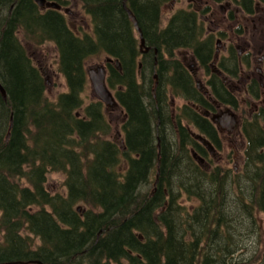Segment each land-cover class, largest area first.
I'll return each instance as SVG.
<instances>
[{
  "label": "trees",
  "instance_id": "obj_1",
  "mask_svg": "<svg viewBox=\"0 0 264 264\" xmlns=\"http://www.w3.org/2000/svg\"><path fill=\"white\" fill-rule=\"evenodd\" d=\"M76 1L90 18L89 30H74L62 11L35 0H0L6 92L4 99L0 91V264H264V228L257 221L264 214V103L241 124L247 141L242 170L229 169L228 177L202 169L188 124L205 121L190 109V103L205 108L204 97L188 72L177 65L181 70L170 74L163 60L176 57L171 48H182L207 67L215 59L212 39L199 38L194 15L181 11L163 27L167 0H126L145 42L159 49L156 85L125 0ZM247 1L250 12L253 0ZM45 43L54 44L67 85L56 101L26 47ZM237 53L232 47L220 60L232 78L241 71ZM103 54L122 68L105 63L124 118L120 142L118 134L110 137L105 104L82 96L88 59ZM249 77L250 96L263 101L264 73ZM214 78L212 95L243 111ZM178 97L185 103L172 116ZM50 173L64 175L62 191L49 188ZM250 243L257 249L249 251Z\"/></svg>",
  "mask_w": 264,
  "mask_h": 264
},
{
  "label": "flooded vegetation",
  "instance_id": "obj_2",
  "mask_svg": "<svg viewBox=\"0 0 264 264\" xmlns=\"http://www.w3.org/2000/svg\"><path fill=\"white\" fill-rule=\"evenodd\" d=\"M169 2L171 3L173 7L177 6L176 10L173 12L172 15L180 11L182 14L188 13V14H192V16L194 15L195 17L194 19L196 23L195 31H197V36L199 38H202L205 40L206 38H211L213 41L212 45H215V47L216 45L219 44L218 41L221 40L219 42L221 45H223L222 46L223 53L218 54L219 53L218 48H216L215 59L212 60L207 65V67L201 64L198 56H195L194 54H192L190 50H186L182 48H171L172 55L175 54L176 57L173 56L172 59L165 57L163 62H165L164 64L165 66H169L170 74H172L176 69L177 71L181 70L177 68V65H179L180 68H182L180 72H184V73L188 72V75L192 77L195 88L204 97L203 103L205 105V108L201 107L199 103L198 104L190 103V109H192L193 111H196V113H199V115H201V117L204 118L205 121L203 123L199 121L197 126H194V125L191 126L188 124V128L190 129L194 138H195V135L204 136L205 139H207L211 143L213 148L210 149L209 147H207L206 145H204L203 143L197 140V142L199 143V150H197L198 157L199 156L202 157L204 159V162L199 163L197 159L195 160L202 167V169H205L206 171L220 169V172L218 173L220 174V176H223V175L228 176L227 174H224V173L226 172L230 173V170H229L230 168L227 167L228 168L227 171L224 172V170H221L220 167L212 165L209 159H211V157H214L220 153V150H222L225 141H228L229 143H231V145H233V149L231 150L234 155H236L237 152L240 154L245 153V149L247 147V141L243 133L242 125H241L243 123V119H241L239 116H237V114L234 113L235 110L233 109L232 106H230L226 102L227 99L222 101L218 98H215L212 95L211 89L213 87L214 88L216 87V81H214L215 80L214 77H218L224 84L225 89L223 90L225 91V93L229 96L231 95L235 96L237 99L238 105L241 106V103H244V101L245 102L249 101L251 103L252 109H250V112H249L250 114H253L255 112L257 113V111L260 110L259 107L263 106L262 103H264V99H262L263 101H254L252 97L250 96L249 90L247 88L250 82L249 76H251L252 71H255L256 73H260V74L264 73V45H260V46L255 45L256 43L254 39L256 35L254 34V32H252L250 41L257 48L260 47V52H259L260 57L257 56V53L253 52L255 51L256 48L253 47V45L251 46L248 45L246 41H244L243 44L248 46V50L243 52L242 54L241 51L239 52L240 49L238 45L236 44L234 45L233 44L234 42L231 41L230 39L231 35L229 34L236 31L237 32L236 36L238 38L246 36V34H248V29H246L247 26L241 25V20L243 22L244 20L248 21L251 17H257L260 21H262L261 8H262V5L264 6V3L260 2V0H253L251 4L252 10L248 12L246 9V4L248 2L247 0H184L181 2H178V0H167L166 3H169ZM166 3L163 5L162 8H164ZM216 6L217 7L220 6L222 8L221 11L227 15V18H228L227 20L225 17L221 15V11L218 13V11L216 10ZM62 9H64L65 13H71V11L66 6H63ZM163 13L164 12L162 9L161 14L163 15ZM236 13H238L237 16H235ZM217 16L221 18L220 24H223V25L218 24L214 26V24H217V23L214 21L213 18ZM226 21H227V24L224 25ZM229 22L232 23L233 26H231ZM168 23H169V20L164 27H166ZM149 44L147 42L145 43V47H144L145 53H142V52L141 53L142 55L144 54L148 55L149 62L151 63V66H152V70L150 71L154 72V77L156 75L157 77H159L157 72L163 66L162 61L160 62L159 58L156 57L159 49L156 47V45H149ZM165 44L166 43H164L163 45ZM163 45H161V47ZM188 45H193V44H188ZM232 47H235L237 49L238 51L237 54L239 55L240 60L242 62L240 65L241 67L240 75L237 78H232L230 75L227 74L225 70H223L225 67L222 68L219 66L222 63L220 62L221 57L222 56L227 57L228 55H230L228 53H230ZM151 55L153 56L150 57ZM247 55H249L248 57H250V60L252 62L253 70L250 71V75L248 72V67H249L248 61L249 60L247 61L245 59L243 61V57ZM257 58L260 60V62L254 65L255 60ZM169 63L170 64L172 63V65L170 66ZM228 65L229 64L227 63L225 66L228 67ZM240 81L244 82L242 84V90H243V94L247 97L246 99H243V98L241 99L236 94L237 92L239 93L240 91L236 89L237 86H234V82H240ZM263 93H264V90H263ZM176 99L177 98H172V101H173L172 104L174 105L171 108L172 116L176 114L177 111L181 109V107L185 103V100L181 98L182 100H184V103H182L181 106H178L175 104ZM114 109L119 110L120 109L119 105L116 106V108ZM243 111L245 112L246 109L244 108ZM225 112H230L232 114L233 113L235 114L236 124L233 125L231 130H228V128H224L223 126H221L220 124L214 121L215 116H220L224 118L225 116H221V115H223V113ZM123 120L124 118L121 119V124ZM225 132H226V135H225ZM120 134L121 133H118L119 137L122 136ZM242 168H243V165L239 170H236V164H235L232 167V170H234V172H240Z\"/></svg>",
  "mask_w": 264,
  "mask_h": 264
},
{
  "label": "rangeland",
  "instance_id": "obj_3",
  "mask_svg": "<svg viewBox=\"0 0 264 264\" xmlns=\"http://www.w3.org/2000/svg\"><path fill=\"white\" fill-rule=\"evenodd\" d=\"M184 0H178V2H181ZM69 5H66V7L71 11V13H65L64 11H62V13H64L67 16V19L69 21V25L74 29V30H89L92 27L90 18L84 13L81 12L82 9L80 8V5L78 4V2L76 0H70ZM177 6H172L171 3H166V5L164 6L163 9V15H162V26L164 27L166 25V23L168 22L170 16L173 14V12L176 10ZM221 7L220 6H216V10L218 11V13L221 11ZM64 10V9H63ZM221 15L223 17L227 18V15L221 11ZM238 13L235 14V16H237ZM218 17V16H217ZM214 17V21L217 24H214V26L220 24V17ZM261 17H262V21H260L257 17H251L248 21L244 20L242 22L241 20V25H245L247 26L246 29H248V34H246V36L243 37H237L236 34L237 32L234 31L233 33L229 34L230 39L232 42H234L233 44L238 45L239 47V52L241 51L242 54L243 52L248 50V46L244 45L243 42L246 41L248 43V45H253L251 43V34L252 32H254V34L256 35L254 41H255V45H264V6L262 5L261 8ZM231 20V19H230ZM259 20V22H258ZM230 23V22H229ZM227 24V21L224 23V25ZM231 26H233L232 23H230ZM223 25V24H220ZM86 28V29H85ZM253 29V30H252ZM242 30V29H241ZM137 34V33H135ZM137 38L139 39V35L137 34ZM221 41V40H219ZM218 41V43L220 44V42ZM140 44V41H139ZM216 45V48H218V54H222L223 53V45ZM27 45V44H26ZM29 45V44H28ZM27 50L29 52V54L31 55V57L33 58V62H35L43 71V74L46 75L47 80H48V88H47V95L50 98V100L52 101H56L57 100V96L62 93L65 92L67 90V85H65V77L63 76L62 73H59L58 70V65H57V53H56V49L53 43H45L43 45H29L26 46ZM253 47H255L256 49V53L257 56L260 57L258 51V48L256 46L253 45ZM106 56L103 54L100 57H93L89 60L88 63V67L87 70L93 67H96L98 65H104L105 64V59ZM258 62H260V60L257 58L255 60L254 65H256ZM254 68V67H253ZM158 79L157 75L155 76V80L156 81ZM89 80V79H88ZM157 82V81H156ZM91 81H88V85L86 87L85 92L83 93V97L85 99V102L88 103L92 100H96L98 99V97L95 95L93 89H92V85L90 84ZM244 82H234V86H237V90H239L240 92L236 93L241 99H246L247 97L243 94V90H242V84ZM175 104L178 106H181L182 103H184V100H182L181 98H177L175 100ZM241 105L245 106V113L241 110L240 112L238 111H234L235 114H237V116H239L241 119H247L250 118L253 114H250V107H249V101H244V103H241ZM264 105V104H263ZM105 110L108 111L107 116L108 119L110 120L111 124H112V134L110 135L111 138H115L116 134L118 133H122V128H121V119H122V114H120V111L118 109H110L105 107ZM232 111V112H233ZM230 112H225L223 113V115L221 116H226L229 115ZM240 120V119H239ZM236 124V123H235ZM121 135V134H120ZM226 135V132H225ZM118 142H120L121 137H119ZM240 148V147H239ZM233 149V145H231V143H229L228 141L224 142V146L222 148V150H220V153L217 154L214 157H211L210 163H212V165L218 166L221 168V170H227L228 168L232 169V167L236 164V170H239L242 165H243V160H245V154H240L237 152L236 155H234L232 153ZM222 158V159H221ZM208 160V162H209ZM228 167V168H227ZM64 175L62 173H50L49 174V182H48V186L49 188L52 190V192L54 191H62V183L64 180ZM231 182V180H230ZM232 206H234V204H232ZM82 209V206H81ZM81 209H79L81 211ZM262 226V228H264V214L261 213L258 215V220ZM238 227H236L235 230L238 231ZM242 230V229H240ZM246 233V231L244 232ZM249 235V234H248ZM245 235L247 239H252L250 236ZM252 236V234H250ZM253 240V239H252ZM264 240V235L262 234V236L260 237V242H263ZM255 241V239H254ZM255 243L257 244V242L255 241ZM256 244H248L249 245V251L251 249L254 250L257 249V245ZM261 248V246H260ZM263 254V251H261Z\"/></svg>",
  "mask_w": 264,
  "mask_h": 264
},
{
  "label": "water",
  "instance_id": "obj_4",
  "mask_svg": "<svg viewBox=\"0 0 264 264\" xmlns=\"http://www.w3.org/2000/svg\"><path fill=\"white\" fill-rule=\"evenodd\" d=\"M41 7L46 6L47 8H60V5H58L56 2H46L47 0H35ZM124 10H126L129 18L133 22L135 30L137 31V34L139 35V40H140V49L142 53H145L144 47H145V38L142 32V29L139 26V23L137 22V18L135 14L133 13V10H130V8L126 4V0L124 2ZM108 62L111 61V59H107ZM116 65L118 66V69L121 70V66L118 60H116ZM89 79L91 81L92 89L95 93V95L98 97L100 101H102L107 107L110 109L116 108L118 106V102L115 98L114 95H112V91L109 89L108 84L106 83L107 81V71L106 67L104 65H98L96 67L90 68L87 70ZM158 83L156 82V85ZM200 87V86H199ZM0 91L3 95V98L6 99V92L3 86L0 84ZM214 121L223 126L224 128H228V130H231L233 125L236 123V118L235 114L229 113V115H226L224 118L220 116H215ZM12 119L10 122L9 130L6 135V141L9 140L10 134H11V128H12ZM195 138L199 140L201 143L212 149L211 143L205 139L202 135H195ZM193 151V156L195 159L198 160L199 163L204 162V159L202 157H198V154L196 151ZM22 264V262H19Z\"/></svg>",
  "mask_w": 264,
  "mask_h": 264
}]
</instances>
